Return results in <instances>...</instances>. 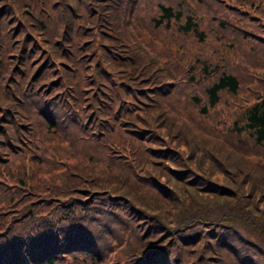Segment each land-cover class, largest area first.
Wrapping results in <instances>:
<instances>
[{"label":"trees","instance_id":"obj_1","mask_svg":"<svg viewBox=\"0 0 264 264\" xmlns=\"http://www.w3.org/2000/svg\"><path fill=\"white\" fill-rule=\"evenodd\" d=\"M140 1L0 0V264H264V73L195 53L202 114L254 96L235 99L232 138L179 124L153 100L173 89L128 51ZM261 1L217 0L205 26L187 0H158L152 21L231 52L240 34L264 67L247 56L264 53Z\"/></svg>","mask_w":264,"mask_h":264},{"label":"rangeland","instance_id":"obj_2","mask_svg":"<svg viewBox=\"0 0 264 264\" xmlns=\"http://www.w3.org/2000/svg\"><path fill=\"white\" fill-rule=\"evenodd\" d=\"M165 1L169 2L172 0ZM187 1L194 7L193 11L202 16L201 20H203L205 26H208L211 15L220 16V10L225 9V7L219 4L217 0H206L205 3L202 0ZM157 2L158 0L140 1L138 7L139 14L135 16L138 23L137 25H132V29L128 31L131 39L127 41L130 44L128 50L129 54L140 55V63L138 65L140 68H142L141 70H144L146 67L153 68L151 73L154 75L156 80L151 83V86L155 82H160L162 83V87H171V89H173L168 95H160V99L153 97V100L157 101L160 105L159 111L171 113L173 116H175L179 124L186 125L187 121L194 127L195 131L199 132L200 134H208L219 131L224 135L229 133L230 135L227 136L232 138L233 134L229 132V130L234 127V120L237 118L236 115L238 114L239 109L234 103L236 101L235 99H238V97L241 95L250 96V100H252L254 95H251L249 90L242 92L243 94H241V92L234 95L223 93V97L219 103L209 110L207 114H202L199 109V104L195 102L192 96L195 92L204 95V87L209 82L204 80L200 83H188L189 80L187 79V76L190 74H195L196 70H198V61L196 59L195 53L202 52L201 55L203 56L212 53L214 50L216 51L217 55L218 53L222 52L215 49V47H218L220 50L223 49L229 52L234 62L235 69L248 70L250 68V70L253 69L256 77H260V75L264 73V67L260 65H257L256 67H249V64L243 58L244 55H242L240 52L241 48L247 46L245 42H248L249 39L243 38L240 34H238V37L242 38L244 42L241 41L239 43L238 50L234 48V52H231L226 47H224L220 41L211 37L209 40L202 42L195 36H186L182 31L179 30V23L175 20L172 21V25L170 27H166L165 24L156 26L152 21V16L157 15L159 12ZM261 2L263 5L261 10H264V0ZM184 6L188 7L186 4ZM232 36H234L233 33L231 37ZM247 47V50L249 51V46ZM149 54L154 56L156 60H149ZM247 56L249 60L254 63L264 62V53L250 52L247 54ZM80 60L85 64L83 59ZM75 62V60L72 62L73 69L69 70V74L77 78H79V76H85L87 79V73L91 72L95 68V66L93 68L90 66H84L82 68V66H80L81 64H75ZM192 64L197 67L194 69ZM200 73L201 70L197 72V74ZM169 76L173 79H169ZM252 83L256 84V81L253 80ZM252 83L248 82L244 86H246L248 89H250L249 86L258 88L255 85H250ZM167 84H171V86ZM94 95L96 96V94ZM249 101L244 100V103ZM79 104L82 109H85L86 112L88 111V104L85 101ZM72 125L73 124L71 123V127ZM44 142L46 144L51 143L49 140H45ZM68 142L69 141H66V143ZM75 143L76 140L72 137L70 139V144L74 145ZM84 146L85 143H82V147ZM10 159L11 161L9 162V166L13 169L18 163H20V161H23V157L20 155H10L8 159L4 160L9 161ZM103 220L106 222V225H108L110 218L105 217ZM112 248H114V246Z\"/></svg>","mask_w":264,"mask_h":264}]
</instances>
